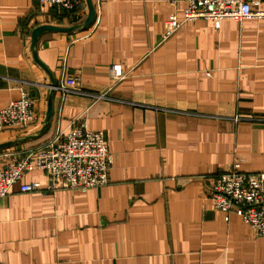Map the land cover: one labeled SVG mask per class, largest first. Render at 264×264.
<instances>
[{
    "label": "crops",
    "instance_id": "0c3cea01",
    "mask_svg": "<svg viewBox=\"0 0 264 264\" xmlns=\"http://www.w3.org/2000/svg\"><path fill=\"white\" fill-rule=\"evenodd\" d=\"M82 24L35 0H0V109L21 92L35 100L37 127L0 131V169L84 121L106 134L109 183L85 192L25 194L26 174L0 199V264H264V239L218 211L212 178L237 160L264 171V19L183 22L184 4L91 0ZM174 14L181 27L166 40ZM120 65L124 78L111 80ZM78 74V92H67ZM51 95L48 127L42 130ZM237 118V120H235ZM227 217V220H226Z\"/></svg>",
    "mask_w": 264,
    "mask_h": 264
},
{
    "label": "built area",
    "instance_id": "2783aa9c",
    "mask_svg": "<svg viewBox=\"0 0 264 264\" xmlns=\"http://www.w3.org/2000/svg\"><path fill=\"white\" fill-rule=\"evenodd\" d=\"M52 7L56 12L77 14L83 0H35ZM175 7L184 4L183 22L210 20L215 28L225 19L241 22L245 19H264V0H167ZM174 14L164 24L163 38L171 37L180 27ZM111 80L124 78L120 65L110 69ZM78 74L69 75L67 92H78ZM35 100L27 92L11 100L0 109V131L26 130L37 127ZM237 120V118H235ZM113 158L108 151L106 134L89 130L84 121L56 136L44 147L29 152L24 157L12 159L0 169V199L26 174L42 172L48 185L39 182L23 184L20 192L25 194L53 192L58 189L85 192L106 186ZM210 196L216 210L233 213L249 226L254 237L264 239V171L250 173L240 170L234 161L226 170L212 178ZM227 220V217H226Z\"/></svg>",
    "mask_w": 264,
    "mask_h": 264
},
{
    "label": "water",
    "instance_id": "95a60500",
    "mask_svg": "<svg viewBox=\"0 0 264 264\" xmlns=\"http://www.w3.org/2000/svg\"><path fill=\"white\" fill-rule=\"evenodd\" d=\"M85 1H86L87 9H88V14H87L85 21L82 24H77V25H74L68 28H62V27H56V26H50V25H42V26H38L34 28L31 32L30 50H31L33 59L48 74L50 78L51 89H54L55 81L53 80L52 75L48 71V69L38 60V57L35 51V45H36L37 39L40 36V34H42L43 32L48 31V32H55V33H69V32L79 30V29H84L87 26H89L94 19V8L91 3V0H85ZM50 115H51V95L49 96V99H48L47 114H46L45 122H44V125L41 131L45 130L48 127ZM16 143L17 141H11V142H7L4 144H0V150L11 147L15 145Z\"/></svg>",
    "mask_w": 264,
    "mask_h": 264
}]
</instances>
